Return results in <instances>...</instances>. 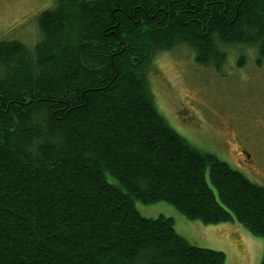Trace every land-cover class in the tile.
<instances>
[{"label":"trees","instance_id":"1","mask_svg":"<svg viewBox=\"0 0 264 264\" xmlns=\"http://www.w3.org/2000/svg\"><path fill=\"white\" fill-rule=\"evenodd\" d=\"M36 20L31 51L0 42V264H225L136 202L264 238V187L181 137L149 85L180 45L262 66L264 0H57Z\"/></svg>","mask_w":264,"mask_h":264},{"label":"rangeland","instance_id":"2","mask_svg":"<svg viewBox=\"0 0 264 264\" xmlns=\"http://www.w3.org/2000/svg\"><path fill=\"white\" fill-rule=\"evenodd\" d=\"M57 0H0V42L17 41L31 51L42 40L38 15ZM219 68L200 67L185 46L160 52L149 85L159 113L188 143L215 155L252 183L264 187V63L252 48H225ZM139 215L173 220L190 245L221 252L225 264H259L264 238L236 222L206 226L185 219L174 207L136 202Z\"/></svg>","mask_w":264,"mask_h":264}]
</instances>
